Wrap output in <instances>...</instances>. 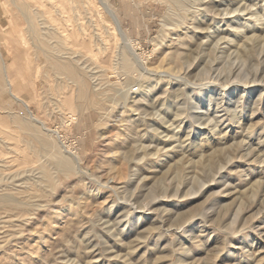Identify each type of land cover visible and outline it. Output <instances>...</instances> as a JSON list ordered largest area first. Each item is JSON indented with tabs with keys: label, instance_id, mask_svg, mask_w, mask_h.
I'll list each match as a JSON object with an SVG mask.
<instances>
[{
	"label": "rangeland",
	"instance_id": "374dc122",
	"mask_svg": "<svg viewBox=\"0 0 264 264\" xmlns=\"http://www.w3.org/2000/svg\"><path fill=\"white\" fill-rule=\"evenodd\" d=\"M186 7L0 0V264H264V0Z\"/></svg>",
	"mask_w": 264,
	"mask_h": 264
},
{
	"label": "bare ground",
	"instance_id": "6f19581e",
	"mask_svg": "<svg viewBox=\"0 0 264 264\" xmlns=\"http://www.w3.org/2000/svg\"><path fill=\"white\" fill-rule=\"evenodd\" d=\"M186 1L187 0H174V2H175V4L178 6V9H179V11H186ZM208 1H210V0H208ZM210 3H212V2H210ZM203 5H205V4H203ZM196 6V5H195ZM207 7V6H206ZM111 7H109L108 5L107 6H104V11L105 12H107L108 13V15H109V17L110 18H113V30H114V34L116 35L115 37L117 38V37H119V40H121L122 42H124V45H126V43L128 42L129 43V40L128 39H126V37L124 38V40L123 39H120V36L118 35V32H117V24H116V19L114 18V15L112 14V11H111ZM189 9V8H188ZM190 13V12H189ZM182 14V13H181ZM212 14V13H211ZM205 16H207V15H205ZM203 18V17H202ZM196 19V18H195ZM189 20V19H188ZM203 20V19H202ZM209 21V20H208ZM209 22H211V21H209ZM205 22H203V24H204ZM206 23H207V21H206ZM182 24V23H181ZM209 24V23H208ZM207 24H205V26H206ZM211 26V25H210ZM205 28V27H204ZM217 28V27H216ZM219 28V27H218ZM217 28V29H218ZM199 29V28H198ZM197 29V30H198ZM202 29V28H201ZM204 30V29H203ZM203 30H200V31H203ZM215 30V29H214ZM175 31V30H174ZM219 31V30H218ZM196 32V31H195ZM210 32H212V31H210ZM205 34V33H204ZM217 34V33H216ZM215 34V35H216ZM221 35V34H220ZM209 37V36H208ZM208 37H206V38H208ZM220 37V36H219ZM218 37V38H219ZM210 38V37H209ZM221 39V38H220ZM120 41V42H121ZM202 41V40H201ZM213 41V40H212ZM130 44H131V42H130ZM129 45V44H128ZM207 45V44H206ZM122 46V45H121ZM199 46V45H198ZM201 46V45H200ZM130 48H133V45H130L129 46ZM204 47H206V46H204ZM190 48V47H189ZM203 48V47H202ZM208 49V48H207ZM181 50H183V49H181ZM180 51V50H179ZM205 51V50H204ZM126 52V51H125ZM186 52V51H185ZM129 53V52H128ZM181 53V52H180ZM207 53V52H206ZM211 53V52H210ZM187 54H189V53H187ZM129 55V54H128ZM127 55V56H128ZM130 55H132V57L134 58V59H136V61L137 60H139V58L141 57V55H140V53H138V52H131L130 53ZM190 55V54H189ZM126 55H123V58H124V60H126V61H128V57H127ZM174 56V55H173ZM179 56V55H178ZM177 56V57H178ZM187 55L185 54H181V58L183 59L184 57H186ZM188 58H190V57H188ZM182 59H181V61H182ZM162 60V59H161ZM179 61H180V59H179ZM125 64V63H124ZM127 65V64H126ZM57 68L60 70V71H66L67 73H69L71 76H76V74L78 73L77 72V69L73 66V65H71L70 63H63V64H57ZM139 68V67H138ZM73 78H76L77 79V77H73ZM78 78H80V77H78ZM81 80V78L79 79V81ZM80 83L82 84V81H80ZM217 86V85H216ZM10 87V86H9ZM127 90V89H126ZM177 91H178V89H176ZM78 94H79V96L81 97V98H87L88 96H87V89L85 88V85H83V87H82V89H79V92H78ZM123 94V93H122ZM130 95H127V97H129ZM134 97V96H133ZM133 97L131 96V99L132 100H130V101H132L131 103L133 104V103H135L136 102V100H133ZM16 100H18L22 105H24V106H27L28 105V103L24 100V99H21V98H17L16 97ZM152 101V100H151ZM146 105V104H145ZM149 106V105H148ZM130 107H131V104H130ZM176 109V108H175ZM28 111H29V113H31V111H30V109H27ZM164 110V109H163ZM178 110V109H177ZM177 112V111H176ZM175 113V112H174ZM32 114V113H31ZM28 115H30V114H28ZM33 115V114H32ZM178 117V116H177ZM40 122V121H39ZM7 198V197H6Z\"/></svg>",
	"mask_w": 264,
	"mask_h": 264
}]
</instances>
